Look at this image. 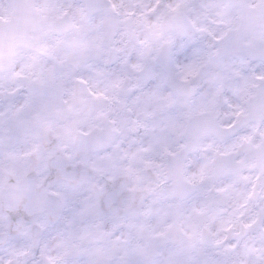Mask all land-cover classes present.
Masks as SVG:
<instances>
[{"label":"snow or ice","instance_id":"1","mask_svg":"<svg viewBox=\"0 0 264 264\" xmlns=\"http://www.w3.org/2000/svg\"><path fill=\"white\" fill-rule=\"evenodd\" d=\"M0 264H264V0H0Z\"/></svg>","mask_w":264,"mask_h":264}]
</instances>
